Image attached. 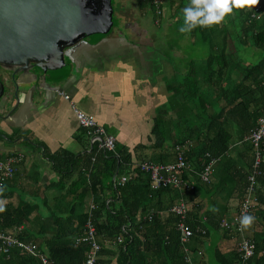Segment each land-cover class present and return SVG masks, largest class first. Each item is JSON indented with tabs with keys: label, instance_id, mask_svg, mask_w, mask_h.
<instances>
[{
	"label": "trees",
	"instance_id": "trees-1",
	"mask_svg": "<svg viewBox=\"0 0 264 264\" xmlns=\"http://www.w3.org/2000/svg\"><path fill=\"white\" fill-rule=\"evenodd\" d=\"M146 1L154 19L159 16L165 23L169 22V18L176 17L179 23L177 33L188 36L190 46L187 48L194 49L189 57L185 55L187 49L183 48L184 64L187 63L185 73L180 79L175 75L166 85L170 95L153 119L151 144L137 146L132 152L116 142L114 153H104L93 146L90 151L78 156L66 150L50 156L53 170L60 177L56 187H60L65 197L57 202L52 211L54 232L50 237H46L48 233L43 228L32 232L25 227L29 221V206L25 203L23 207L8 206L0 212V229L36 244L51 264H81L85 260L88 245L76 243V239L84 231L91 202L94 211H91L90 220L96 229V240L102 247L96 264H186L184 246L177 231L178 217L170 212V208L180 197L186 203V223L194 232L187 247L195 252L193 242L204 244L207 238L221 230L220 222L230 209L229 200L237 203L236 210L244 197L247 178L252 174L254 163L252 144L245 138L264 112V0H259L251 8H234L233 14L227 15L220 24L197 27L190 33H182L180 28L184 23L183 9L191 0H160L162 4L157 7L159 15L155 13L153 0ZM257 6H261L262 17L253 20L251 13ZM139 9L141 15L146 12L142 4ZM120 11L116 1L111 0L112 24L116 23L114 13L119 16ZM227 22L232 25V30H227ZM244 49L256 51L258 60L244 62L239 55ZM20 136V131H14L8 137L0 132V147L10 146L14 140H20ZM234 139L244 146L238 153L237 160L241 164L232 161L229 156ZM80 140L84 147L87 146L84 130ZM177 146L185 147L186 161L196 172L202 169L206 154L221 158L211 182L202 184L196 181L194 175L192 179L184 171L182 178L192 179L194 190L181 193L170 187L152 189L149 176L136 164L173 163ZM139 149L151 154H137ZM260 152L262 159L256 177L258 204L249 215L255 218L254 225L255 221H261L263 229L249 237L246 233L250 228L244 229L246 239L255 244L254 256L248 264H252L258 252L264 253V140ZM14 153L6 156L16 155ZM74 174V181L68 182ZM123 176L127 177V181L122 186L117 185ZM3 190L4 187L0 190V199L6 196ZM223 195L228 205L212 200ZM201 228L205 230L204 234L198 231ZM222 234L236 240V251L226 256L214 249L211 260L216 264H221L218 260H222L223 264H240L239 236L226 232ZM259 262L264 264V254L255 264ZM0 264L40 262L13 250L8 260L0 256Z\"/></svg>",
	"mask_w": 264,
	"mask_h": 264
},
{
	"label": "crops",
	"instance_id": "crops-1",
	"mask_svg": "<svg viewBox=\"0 0 264 264\" xmlns=\"http://www.w3.org/2000/svg\"><path fill=\"white\" fill-rule=\"evenodd\" d=\"M169 19L170 25L176 21V17ZM137 23L136 32H117L97 41L86 38L65 50L66 70L61 77L34 63L27 70L17 72L14 81L11 78L17 68L0 70L6 101L0 105V110L9 108L7 114L0 113V132L7 137L14 131L21 132L20 140L0 147V157L10 152L23 156L15 167L13 179L3 190L6 196L0 200L6 202L5 207L29 206L27 229L37 232L43 228L50 237L54 232L52 211L57 202L65 198L60 187H56L60 177L53 170L50 156L61 150L75 156L88 151L80 140L83 130L78 126L69 102L57 90L68 95L79 109L93 115L117 143L132 152L137 146L151 144L153 119L170 95L166 85L175 75L179 78L185 73L187 63L184 64L183 57L187 51L184 55L182 47L177 49L169 44L164 49L155 47L153 44L158 40L155 32H147L140 21ZM156 23L157 18H152L148 24L154 29ZM138 153L151 154L142 149ZM71 177L68 182H73L76 174ZM214 199L220 205H228L224 195ZM229 203L226 215L237 206L233 200ZM260 222L253 223L246 233L248 237L262 231ZM222 233L218 230L204 244L193 242L194 250L204 253L202 262L217 263L211 260L214 249L226 256L236 251V240ZM262 254L258 252L252 264ZM218 263L223 264V261L218 260Z\"/></svg>",
	"mask_w": 264,
	"mask_h": 264
},
{
	"label": "built area",
	"instance_id": "built-area-1",
	"mask_svg": "<svg viewBox=\"0 0 264 264\" xmlns=\"http://www.w3.org/2000/svg\"><path fill=\"white\" fill-rule=\"evenodd\" d=\"M153 4L156 8L161 4L160 0H153ZM262 17L261 6H257L251 13L253 20H259ZM61 95L64 100L69 102L72 113L78 123V126L84 130L87 138V149L90 151L93 146L97 150L114 153L116 148V138L110 135L95 119V117L89 113H86L79 109L70 97L62 91H56ZM252 144L254 150V163L252 174L247 178V187L244 197L240 202L236 210L230 211L220 222V229L222 232H226L229 235L237 234L239 236L238 251L240 254V264H248V261L254 256L255 244L246 239L244 235V229L240 224L241 216L247 212L249 214L254 210L258 204L257 201V181L256 177L259 175V165L261 162L260 146L264 140V112L257 119L256 127L251 131L250 135L245 138ZM23 156L21 154L10 155L0 158V190L10 182L15 173V167L20 164ZM205 163L202 164V169L198 172L193 170L190 164L185 158V147L177 146L175 149V160L173 163L168 164H147L138 163L136 167L146 173L149 176L150 186L156 190L159 188L170 187L183 193L184 191L194 190L195 184L192 179L194 175L196 181L202 184H209L212 179V175L217 165L221 161L220 157H212L210 154L205 155ZM186 171L190 179H183L182 172ZM127 181V177L123 176L119 178L117 185H124ZM94 209V205L91 202L88 208L87 219L84 224V231L81 236L76 239V243H86L88 245V251L85 260L81 264H96L99 259V252L102 247L96 240V229L91 223L90 215ZM170 212L178 217L177 231L179 233L180 243L184 246V262L186 264H206L202 262V251L191 252L187 247L191 238L194 235L192 229L187 226V213L188 208L184 200L180 199L170 208ZM151 217H149L150 219ZM201 233H205L204 229H199ZM17 250L21 256H30L37 258L40 264H51L46 254L39 251L36 244L33 242L23 241L14 235H11L0 229V256L8 260L11 257V252Z\"/></svg>",
	"mask_w": 264,
	"mask_h": 264
},
{
	"label": "water",
	"instance_id": "water-1",
	"mask_svg": "<svg viewBox=\"0 0 264 264\" xmlns=\"http://www.w3.org/2000/svg\"><path fill=\"white\" fill-rule=\"evenodd\" d=\"M111 24V0H0V65L17 68L12 81L31 63L44 71L59 69L65 48L107 32Z\"/></svg>",
	"mask_w": 264,
	"mask_h": 264
},
{
	"label": "rangeland",
	"instance_id": "rangeland-1",
	"mask_svg": "<svg viewBox=\"0 0 264 264\" xmlns=\"http://www.w3.org/2000/svg\"><path fill=\"white\" fill-rule=\"evenodd\" d=\"M128 1V9L130 10L131 13L134 14L135 18L140 21L141 23L140 24H143L142 25V28L144 30H146L147 32H152L154 31L155 32V36L158 38V40H156L154 42V46L155 47H161L162 49L165 48V45L166 44H169L171 46H173V48H179V47H182V48H186L187 49V55L190 57L191 56V53L193 54L194 52V49L193 48H187L190 46V42H189V39L187 38L188 36H181L177 33V25L179 24L177 22V20L175 22H173L171 25L169 22H166L165 23H162V20L161 18H159V16H157V25H154V29L151 27V25H149L148 23L151 22V19L149 16H152V12H151V7H149V3L148 1L146 0H142V8L145 9L146 12H144L143 15L140 16V12L138 10V7L136 5V2L135 0H127ZM162 4V3H161ZM145 6V8H144ZM130 12L128 10H126V12L123 14V17H126L128 16V14H130ZM146 13V15H145ZM155 13L157 15L160 14V10L159 8H156L155 9ZM172 14V12H171ZM122 15V14H121ZM140 17H142L140 19ZM149 21H148V20ZM227 20V19H226ZM225 20V22H226ZM167 21H170L167 20ZM125 25H127V23L123 22V21H120V22H116L115 24H112L111 29L108 30L107 32H104L103 34H99V35H93V36H90L89 38L91 40H94V41H97V40H100V39H103L105 38L106 36L110 35V34H113V33H117L118 31H120ZM226 28L227 30H232V25H230L228 22H227V25H226ZM219 35V34H218ZM105 36V37H103ZM234 36V34L232 33V37ZM167 38V40L165 39ZM240 57L242 58V60L244 62H256L258 60V54L256 51H253V50H242L240 53H239ZM66 66V65H64ZM0 68H1V65H0ZM4 69H6L7 71H11L12 68H7L5 67ZM1 70V69H0ZM66 68L64 67H61L59 69H56V70H52L51 72L55 71L60 77L63 76V73L65 72ZM44 74V73H43ZM5 95V94H4ZM2 96L0 98V105L2 106L3 104H6V101L4 100V97L5 96ZM6 107V106H5ZM9 111V108L6 107L5 111H1L0 110V113L2 112H7ZM0 120H2V117L0 118ZM2 122V121H0ZM232 131H233V134L236 135L235 133V129L232 128ZM243 144L242 143H239L237 142V139H234L233 141V144H232V149L233 151L230 153V157L232 158V161L238 163V164H241L238 162V153L243 149ZM34 232V231H32ZM249 233V232H248ZM249 235V234H248ZM46 236V235H45ZM48 236V235H47ZM46 236V237H47ZM50 236V235H49Z\"/></svg>",
	"mask_w": 264,
	"mask_h": 264
},
{
	"label": "clouds",
	"instance_id": "clouds-1",
	"mask_svg": "<svg viewBox=\"0 0 264 264\" xmlns=\"http://www.w3.org/2000/svg\"><path fill=\"white\" fill-rule=\"evenodd\" d=\"M259 0H191L183 9L184 23L180 31L190 33L197 27H209L220 24L227 15L233 14V9L251 8ZM5 201L0 200V212L5 211ZM255 218L245 212L240 218L242 229H249Z\"/></svg>",
	"mask_w": 264,
	"mask_h": 264
},
{
	"label": "flooded vegetation",
	"instance_id": "flooded-vegetation-1",
	"mask_svg": "<svg viewBox=\"0 0 264 264\" xmlns=\"http://www.w3.org/2000/svg\"><path fill=\"white\" fill-rule=\"evenodd\" d=\"M116 1V5L117 7L121 10L119 13L120 15L118 16L117 13H114L113 16V20L114 22H120L123 21L125 23H127V25H125L120 31H118V33H124L126 31L129 32H136L137 26H138V20L135 18L134 14L130 12V10L128 9V1L127 0H115ZM136 5L138 7V10L140 12V16H141V11H140V4L142 3V0H135ZM126 10H128L130 12V14H128V16L123 17V14L126 12ZM122 14V15H121ZM150 19L152 20L153 17L149 16ZM142 17H140L141 19ZM71 48V47H70ZM70 48H65V50L70 49ZM65 54V53H64ZM65 57V56H64ZM64 61V58H63ZM58 64L57 61H52V65H56ZM65 65V62H64ZM64 65L62 67H64ZM44 68H46V64L42 65ZM51 72V71H50Z\"/></svg>",
	"mask_w": 264,
	"mask_h": 264
},
{
	"label": "bare ground",
	"instance_id": "bare-ground-1",
	"mask_svg": "<svg viewBox=\"0 0 264 264\" xmlns=\"http://www.w3.org/2000/svg\"><path fill=\"white\" fill-rule=\"evenodd\" d=\"M96 209H97V208H96ZM96 209H95V210H96ZM93 211H94V210H93ZM92 214H93V213H92ZM23 231H24V230H23ZM14 232H15V231H14ZM16 235H18V234H16ZM18 236H19V235H18ZM82 244H83V243H82ZM99 254H100V253H99ZM99 254H98V255H99Z\"/></svg>",
	"mask_w": 264,
	"mask_h": 264
}]
</instances>
